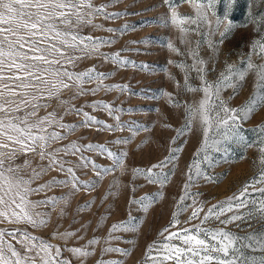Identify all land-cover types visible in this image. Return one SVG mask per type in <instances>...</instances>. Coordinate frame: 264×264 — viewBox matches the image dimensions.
Wrapping results in <instances>:
<instances>
[{"label":"rangeland","instance_id":"1","mask_svg":"<svg viewBox=\"0 0 264 264\" xmlns=\"http://www.w3.org/2000/svg\"><path fill=\"white\" fill-rule=\"evenodd\" d=\"M92 4L94 7H108L87 16L86 19H91L92 23L82 24L76 29L80 36L94 38L85 41L89 45L88 54L76 51L74 55L81 58L74 64H64L63 68L72 73L95 68L96 73L105 75L101 79L68 80L70 87L60 92L59 99L41 101L49 107L38 112L42 117L55 111L59 124L75 127L62 128L53 124L48 128L49 132H58L63 137L52 142L47 149L63 163V170L59 164L53 165L33 180L30 187L36 188L53 178L67 180L68 183L56 184L28 196L32 202L49 201L29 207L33 217L46 220V225L32 227L28 223L4 222L0 223V229H20L62 249L82 247L93 239L97 241L88 246V251L93 254L87 258H77L71 252L63 251V258L70 264H97L100 260L153 264L152 260L145 259L148 246L154 242L162 245L171 232L199 224V219L185 223L192 213L194 201L203 206L202 218L209 207L238 194L258 174L261 167L260 148L264 147L261 143L264 141V131L261 130L264 126V106H261L249 117L237 122L240 125L239 136L225 139L223 134L227 130L216 128L213 122L208 146L200 151L204 126L198 117L189 122L187 106H196L203 93L190 92L183 87L184 70L176 65L193 63L187 53L200 40V56L208 61L207 80H216L225 71L226 62L243 69L245 65L242 61L250 52L249 45L264 32V26H261V32L255 31L257 25L251 22L249 16L251 0H234L231 4L228 0H221L216 6V14L223 16L227 13L234 28L228 38L218 44L219 51L214 54L207 41L218 42L221 37L218 32L210 34L215 27L212 12L208 13L212 25H202L201 34L195 31L182 33L179 19L173 23L174 12L179 16H195V5L187 0H171L173 6L165 0H92ZM90 11L84 9L86 13ZM251 11L254 15L264 12V4L252 6ZM183 26L196 27L187 22ZM169 42L179 52L169 48ZM94 43L99 44L98 50L91 49ZM251 59L256 64H264V58L258 55L253 54ZM255 81V74L249 71L235 94L232 88H226L221 96L228 101L229 107H240L252 96ZM189 83L195 87L201 85L194 71L190 73ZM229 97L233 98L229 100ZM84 113L95 120L85 125ZM211 115L215 118L216 113ZM73 143L79 151H56ZM87 145L103 148L89 149ZM198 151L199 157L196 155ZM109 152L113 155L109 156ZM205 156L212 163H201L200 170L211 180L196 175L195 168L189 171L194 160H203ZM117 158L122 163H117ZM25 159L32 161V167L20 173L25 179L30 177L33 168L39 171L40 166L48 165L47 159L40 160L31 154L19 156L14 165H22ZM162 161L163 167L153 168ZM68 168L78 178L76 188L72 187V174L68 173ZM150 168L153 182H149L144 174L135 172L137 169L146 172ZM104 169L111 171L104 172ZM189 175H193V180L189 181ZM80 182H89L94 186L85 187ZM186 184H189L187 189ZM260 187L264 185H256V188ZM249 191L254 197L260 196L259 192ZM146 196L149 199L141 203V198ZM181 197L185 199L182 201ZM89 202H92L91 206L84 207ZM181 205L189 207L178 213L180 223L173 227V213ZM124 222H129V228L135 225V230L122 228L110 232L113 225ZM252 223L256 228L261 227L255 221ZM204 227L224 226L219 221L210 220ZM246 227V224H241L240 228L231 224L228 229L244 235L241 229ZM166 228L168 231L164 232ZM65 231L75 235L67 239L53 237V233ZM12 243L20 247L15 240ZM171 243L180 244V241L174 239ZM109 247L127 250L129 254L124 255L122 251L103 252ZM152 256H157L155 249ZM165 264L174 262L167 261Z\"/></svg>","mask_w":264,"mask_h":264},{"label":"snow or ice","instance_id":"2","mask_svg":"<svg viewBox=\"0 0 264 264\" xmlns=\"http://www.w3.org/2000/svg\"><path fill=\"white\" fill-rule=\"evenodd\" d=\"M187 2L195 5V16H179L174 12L173 23L179 19L182 33L195 31L201 34L202 25H212V21L208 18V13L212 12L215 16V27L210 34L215 35L218 32L221 39L218 42L207 41V43L213 53H217L218 44H222L234 28L227 13L223 16L216 14V6L221 0H187ZM165 3L173 6L171 0H165ZM228 3H234V0H228ZM262 4L264 0H251L249 9L250 20L257 25L255 28L257 32H261V26H264V12L254 15L251 8L252 6L260 7ZM106 7L108 5L94 7L92 0H0V223H28L32 227L46 225V220H37L33 217L29 207L49 201L32 202L28 200V196L45 191L56 184L68 183L67 180L53 178L36 188L30 187L33 180L38 179L53 165L59 164L63 170V163L57 160L56 154L47 150L52 142L63 137L58 132H49L48 128L53 124L62 128L75 127L59 124V121L55 119V111L42 117L38 115V112L41 108L49 107V104L41 101L59 99L60 92L70 87L68 80L75 78L82 81L83 78L101 79L104 77L105 74L96 73L95 68L83 73H72L63 66L74 64L75 60L81 58L74 55L76 51L88 54L89 45L85 41H91L94 38L82 37L76 29L82 24H91V19H86V17L100 13ZM86 8L92 11L86 13L84 12ZM185 22L196 25V27H184ZM221 26H223V31H221ZM201 43L202 41L197 40L195 47L187 53L193 60L192 64L181 62L176 65L184 70L183 87L190 92L203 93L196 106H187L189 122L198 117L204 126V141L200 151L208 146L209 131L213 127V122L216 128L227 130L223 134L225 139L229 136L236 137L239 136L240 127L237 122L249 117L259 107L264 106V64H256L251 59L253 54L264 58V32H261L259 38L253 39L250 43V52L242 61L245 65L243 69L226 62L225 71L221 72L214 81L206 79L208 61L200 56ZM167 46L179 52V49H176L172 43L169 42ZM98 48L99 44L91 45L93 51ZM118 55L117 53L116 56ZM170 63L174 62L170 61ZM193 71L201 81L200 87L189 83L190 73ZM249 71L253 72L256 77L252 96L240 107H229L228 101L221 96L222 91L232 88L235 94ZM167 95L171 96L170 93ZM232 98L229 97V100ZM60 103L65 102L60 101ZM103 106L109 107L108 105ZM213 112L216 113L215 118L211 115ZM221 112L224 113L223 116L220 115ZM84 116L85 125L95 120L88 113H84ZM261 130L264 131V126H261ZM87 147L89 149L103 148V146L94 145H87ZM72 149L79 151L75 143L56 151L68 152ZM200 151L196 154L198 157ZM30 154L38 156L40 160L47 159L48 165L47 167L40 166L39 171L33 168L30 177L25 179L20 173L31 168L32 161L25 159L22 165H14V161L21 155L27 157ZM108 154L113 155L111 152ZM117 163H122V161L117 158ZM201 163L211 165L212 161L207 156L203 160L196 159L189 166V171L195 168L196 175H203L205 179L211 180L210 176L201 172ZM259 164L261 167L258 174L248 181L238 194L209 207L202 218L200 213L204 211L203 206L197 205L194 201L191 206L192 213L185 223H191L196 219H199L200 223L191 228L186 227L171 232L165 238L167 242L162 245L158 242L149 245L145 259L152 260L153 264H165L167 261H173L174 264H264V187L256 188L257 184L264 185V147L260 148ZM163 166L162 161L159 165H153V168ZM67 171L72 174V187L76 188L78 178L71 168ZM103 171L107 172L111 169ZM135 172L144 174L149 182H153L151 168L146 172L141 169ZM188 179L193 180V175H189ZM80 183L85 187L94 186L89 182ZM188 187L189 184H186L185 188ZM249 189L259 192L260 196H252ZM148 199L147 196L143 197L140 202L143 203ZM184 199L185 197H181L182 201ZM91 203L89 202L84 207H90ZM187 207L189 206H178L177 212L173 213L171 226L174 227L180 223L177 215L179 212L186 211ZM228 213L231 215H227ZM221 217L224 218L221 219ZM210 220L219 221V224L224 227H204ZM252 221L260 224L261 227H254ZM231 224H235L237 228H240L241 224H246L247 227L241 229L244 235L229 230L228 226ZM122 228L134 231L135 225L129 228V222L115 224L110 232ZM163 231L167 232L168 229ZM74 235L75 233L70 231L53 233L54 238L59 237L60 239H67ZM174 239L179 240L180 244H172L171 241ZM13 240L20 245L19 248L12 243ZM96 243L97 241L93 239L88 242V245L82 247L62 249L47 240L21 232L20 229H0V264H70V261L63 258V251H69L77 258H87L93 254L88 251V246ZM154 249L157 252L155 257L152 256ZM111 251H122L124 255L129 254L127 250L118 248L103 249V252ZM97 264H121V262L100 260Z\"/></svg>","mask_w":264,"mask_h":264}]
</instances>
